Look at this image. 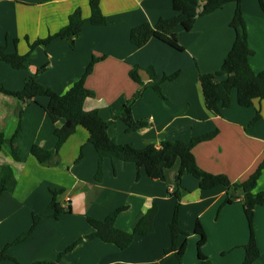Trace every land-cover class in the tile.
<instances>
[{"label":"crops","instance_id":"obj_1","mask_svg":"<svg viewBox=\"0 0 264 264\" xmlns=\"http://www.w3.org/2000/svg\"><path fill=\"white\" fill-rule=\"evenodd\" d=\"M90 0H0V47L7 52L26 54L29 43L59 31L68 16L79 9L90 16ZM108 24L85 22L75 46L55 39L38 45L28 57L29 67L14 69L0 63V83L9 91L22 89L30 79L64 94L78 81L93 58L92 71L84 84L92 95L84 101L86 111L97 110L109 121L107 133L119 144L142 149L159 146L164 140L190 141L217 131L214 138L193 148L195 161L203 171L226 175L232 183L243 182L264 159V98H254L249 107L237 103L231 92L228 107L219 115L205 106L198 80L201 73L217 71L225 61L235 34L229 23L235 11L230 2L205 16L197 17L189 30L180 26L175 34L181 51L150 39L142 47L130 42L137 25L158 19H179L172 0H98ZM247 43L252 50L248 62L254 72L264 71V13L257 0H241ZM28 38V41L25 39ZM17 40V43H14ZM135 65L144 86L134 82L129 71ZM152 67L150 78L146 68ZM176 77L162 81L164 75ZM153 84H158L161 94ZM131 101V115L146 125L126 131L117 118L123 105ZM48 97L36 96L27 103L0 91V172L10 167L12 176L0 194V252L21 264H196L198 261L195 226L198 222L206 240L201 251L213 264H243L244 245L249 238L242 194L227 203V188L202 190L198 180L183 173L177 182L180 161L166 168L164 178H153L143 166L120 158H104L97 180L98 154L88 141L89 132L77 127L45 163L31 153L36 145L53 150L55 130L62 120L52 121L45 107ZM257 116V120L251 121ZM18 155L12 158L10 149ZM65 212L53 216L51 191ZM255 192L264 193V169ZM176 202L179 225L187 233L186 248L179 260L171 246L168 224ZM153 204L157 213L153 230L135 236L121 250L113 243L89 237L93 228L88 219L103 221L112 216L113 225L131 231ZM67 208L70 211L67 212ZM40 216L33 232V218ZM254 236L260 255L253 264H264V207L253 212ZM0 264H16L0 258Z\"/></svg>","mask_w":264,"mask_h":264},{"label":"trees","instance_id":"obj_2","mask_svg":"<svg viewBox=\"0 0 264 264\" xmlns=\"http://www.w3.org/2000/svg\"><path fill=\"white\" fill-rule=\"evenodd\" d=\"M261 10L264 13V0H257ZM234 2L236 7L230 20V27L233 29L235 38L229 50L227 57L221 67L213 73H201L198 80L202 89L204 103L206 108L213 114L219 115L221 109L228 107L231 101V92L235 90L237 103L243 107H249L254 98H264V71L254 72L249 65L248 59L252 54V50L247 43L245 30V20L241 7V0H172V7L181 14L179 19L160 18L151 25L148 22L141 23L130 31V42L135 47H142L150 39H156L173 50L181 51L182 48L178 43L175 28L182 27L189 30L192 23L197 17L205 16L223 7L225 4ZM90 16L83 18L79 9H76L68 16V21L59 31L48 35L45 38L37 39L29 43V51L26 54H19L17 51L7 52L6 46L0 47V63L5 62L14 69L28 68L30 63L29 55L38 45L46 46L55 39H63L73 48L80 38L81 26L85 22L95 25L108 24L109 21L103 16L99 7L98 0H90ZM202 5L203 9L197 14L196 9ZM28 41V38H25ZM17 43V40H14ZM96 58H93L88 64L83 76L76 81L64 94H57L38 83L34 79H30L25 83L24 87L18 91H9L0 83V91L17 97L21 102L27 103L36 96L48 97V103L45 111L52 121L62 120L63 125L55 130L57 142L53 150H45L39 146H32L31 153L40 163H45L59 149L63 140L71 134L77 127L81 126L88 130V141L95 147L98 154V172L97 180L101 177L100 163L106 157L120 158L124 161L133 162L137 166H143L153 178H164V170L171 167L177 159L180 161V168L177 173V182H180L183 173H189L198 180L200 189L207 190L215 187L227 188V203H232L238 198V192L242 194L243 210L249 227V238L244 245L243 264H253L260 255L254 230H253V212L257 206L264 207V193L255 192L257 180L264 169V159L260 162L255 171L243 182L232 183L224 174H214L203 171L197 165L193 148L198 143L211 140L217 134V131L206 133L192 138L190 141L182 140H164L159 146L149 145L145 148L138 149L128 144H119L109 137L107 126L109 121H105L97 110L86 111L83 108L84 101L92 95V92L85 86V77L92 71ZM140 67L135 65L129 71L130 78L144 86L140 79L138 71ZM150 78H154L155 72L152 67L145 69ZM176 73L164 75L162 81L176 77ZM159 94L158 84H153ZM131 101H127L119 113L116 115L126 125V131H135L146 125L145 120L135 121L131 115ZM257 120V116L251 123ZM5 135L0 134V150L4 144ZM13 159L18 160V155L10 149ZM12 176L10 167H4L0 172V194L6 190L7 181ZM52 201L50 208L53 209V216L57 217L65 212L56 202L58 191H51ZM67 212L70 208L66 209ZM157 213V206L153 204L151 208L140 218L136 226L131 231H123L116 228L112 222V216L103 221L88 219L89 224L93 228V233L89 237H96L104 242L113 243L119 249L128 248L133 242L135 236L146 235L153 230V219ZM179 204L176 202L173 217L168 224L171 236V246L165 249L164 253H174L180 260L186 248L187 233L179 225ZM40 216L33 218L31 230L15 240V242L24 241L34 230ZM197 241L198 261L196 264H213L206 257L201 248L205 243V232L197 222L195 226ZM5 250V249H4ZM0 252V258L10 259L21 264L12 257ZM33 264H50L44 262H36Z\"/></svg>","mask_w":264,"mask_h":264},{"label":"water","instance_id":"obj_3","mask_svg":"<svg viewBox=\"0 0 264 264\" xmlns=\"http://www.w3.org/2000/svg\"><path fill=\"white\" fill-rule=\"evenodd\" d=\"M202 9H203V6L200 5V6L196 9L197 14L200 13V12L202 11Z\"/></svg>","mask_w":264,"mask_h":264}]
</instances>
